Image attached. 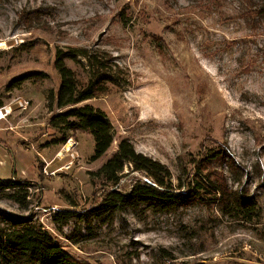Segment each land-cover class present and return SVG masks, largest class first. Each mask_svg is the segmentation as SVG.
Returning <instances> with one entry per match:
<instances>
[{
	"label": "rangeland",
	"instance_id": "rangeland-1",
	"mask_svg": "<svg viewBox=\"0 0 264 264\" xmlns=\"http://www.w3.org/2000/svg\"><path fill=\"white\" fill-rule=\"evenodd\" d=\"M244 10L242 0H0V107L12 108L0 121V179L31 184L27 209L1 199L0 211L30 217L84 264H264V20L250 28ZM73 49L112 67L106 92L77 106L112 124V146L96 161L88 132L70 131L63 144L51 123L68 111L55 103L56 53ZM65 65L85 83L84 58ZM125 139L165 165L174 185L198 166L244 189L260 216L237 222L205 199L55 226L57 210L84 213L109 190L151 183L132 166L116 186L91 176Z\"/></svg>",
	"mask_w": 264,
	"mask_h": 264
},
{
	"label": "trees",
	"instance_id": "trees-1",
	"mask_svg": "<svg viewBox=\"0 0 264 264\" xmlns=\"http://www.w3.org/2000/svg\"><path fill=\"white\" fill-rule=\"evenodd\" d=\"M242 1L245 6L244 19L249 27L253 28L256 23L264 20V0ZM56 55L54 68L58 72L60 86L55 95V103L58 110L68 111L54 116L51 120L52 127L60 134L59 141L63 144L68 141L70 131L88 132L94 140L91 160L96 161L112 146V124L101 110L90 105L77 106L106 92V86L113 82L109 74L112 67L102 64L97 51L73 49L66 53L58 51ZM77 56L86 61L88 77L85 83L78 82L74 71L65 65L66 59L73 60ZM224 154H216L213 157L223 158ZM126 166H132L134 172L143 173L151 183L136 182L127 193L117 189L109 190L96 207L84 213H78L74 209L57 210L52 216L53 224L65 227L73 220L85 223L103 222L116 212L142 205L155 212L168 214L192 201L204 202L205 199L222 204V214L237 222L251 224L260 216L255 199L244 189L228 190L222 183L204 177L198 166L193 177L183 168L184 177L178 176L177 184L174 185L173 175L165 165L137 153L126 139L118 143L116 154L96 173H91V176L101 178L105 184L116 186L123 178ZM30 187V182L0 179V200L6 199L21 209H27ZM0 216V264H84L73 259L47 230L33 224L30 217L21 218L1 211ZM92 236L89 233L85 239Z\"/></svg>",
	"mask_w": 264,
	"mask_h": 264
},
{
	"label": "built area",
	"instance_id": "built-area-1",
	"mask_svg": "<svg viewBox=\"0 0 264 264\" xmlns=\"http://www.w3.org/2000/svg\"><path fill=\"white\" fill-rule=\"evenodd\" d=\"M18 107L26 110L29 106V103L26 101H19L17 102ZM12 114V108L11 106H3L0 107V121L6 120L7 117H9Z\"/></svg>",
	"mask_w": 264,
	"mask_h": 264
},
{
	"label": "bare ground",
	"instance_id": "bare-ground-1",
	"mask_svg": "<svg viewBox=\"0 0 264 264\" xmlns=\"http://www.w3.org/2000/svg\"><path fill=\"white\" fill-rule=\"evenodd\" d=\"M3 46H5L3 43L2 44H0V49L3 47ZM68 146H67V149H66V151H68Z\"/></svg>",
	"mask_w": 264,
	"mask_h": 264
},
{
	"label": "crops",
	"instance_id": "crops-1",
	"mask_svg": "<svg viewBox=\"0 0 264 264\" xmlns=\"http://www.w3.org/2000/svg\"><path fill=\"white\" fill-rule=\"evenodd\" d=\"M1 123V122H0ZM2 142V141H1ZM0 146H3L2 143H0Z\"/></svg>",
	"mask_w": 264,
	"mask_h": 264
}]
</instances>
